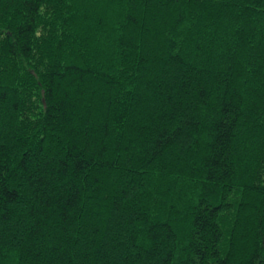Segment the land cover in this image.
Segmentation results:
<instances>
[{
	"label": "trees",
	"instance_id": "1",
	"mask_svg": "<svg viewBox=\"0 0 264 264\" xmlns=\"http://www.w3.org/2000/svg\"><path fill=\"white\" fill-rule=\"evenodd\" d=\"M0 264H264V0H0Z\"/></svg>",
	"mask_w": 264,
	"mask_h": 264
}]
</instances>
